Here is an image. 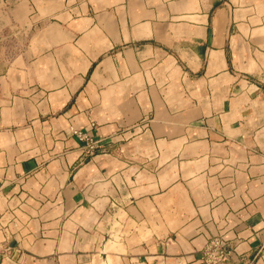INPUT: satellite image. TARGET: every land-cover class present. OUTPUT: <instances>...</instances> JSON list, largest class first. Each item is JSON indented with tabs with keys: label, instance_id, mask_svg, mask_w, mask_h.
<instances>
[{
	"label": "crops",
	"instance_id": "1",
	"mask_svg": "<svg viewBox=\"0 0 264 264\" xmlns=\"http://www.w3.org/2000/svg\"><path fill=\"white\" fill-rule=\"evenodd\" d=\"M215 235L264 264V0H0V264H201Z\"/></svg>",
	"mask_w": 264,
	"mask_h": 264
},
{
	"label": "built area",
	"instance_id": "2",
	"mask_svg": "<svg viewBox=\"0 0 264 264\" xmlns=\"http://www.w3.org/2000/svg\"><path fill=\"white\" fill-rule=\"evenodd\" d=\"M94 125V124H93ZM70 134L76 137L83 146L86 155H93L104 148V141L96 139L89 131L69 127ZM8 237L0 241V260L11 252ZM232 252V242L222 235L209 238L202 251L201 264H223L229 260Z\"/></svg>",
	"mask_w": 264,
	"mask_h": 264
}]
</instances>
